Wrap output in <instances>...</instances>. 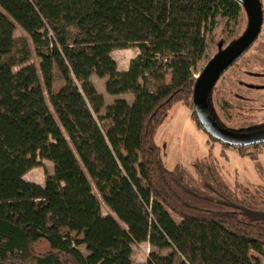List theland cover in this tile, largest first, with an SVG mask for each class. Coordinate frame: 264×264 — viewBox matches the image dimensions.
<instances>
[{
	"label": "trees",
	"instance_id": "trees-1",
	"mask_svg": "<svg viewBox=\"0 0 264 264\" xmlns=\"http://www.w3.org/2000/svg\"><path fill=\"white\" fill-rule=\"evenodd\" d=\"M241 8L237 0H0V264H133L143 243L151 247L144 264L260 263L251 252L264 256V201L235 193L213 163L195 165L196 177L169 170L155 141L174 105L194 110L207 33ZM128 49L138 54L120 72L112 53ZM93 75L133 103L115 100L101 115ZM260 147L238 150L258 161L241 150ZM43 160L54 164L44 188L24 180ZM95 190L116 218L103 216Z\"/></svg>",
	"mask_w": 264,
	"mask_h": 264
},
{
	"label": "rangeland",
	"instance_id": "rangeland-1",
	"mask_svg": "<svg viewBox=\"0 0 264 264\" xmlns=\"http://www.w3.org/2000/svg\"><path fill=\"white\" fill-rule=\"evenodd\" d=\"M261 2L264 11V0ZM250 25L251 15L243 5L236 21L228 22L224 18H219L213 33H207V51L205 58L198 66L196 77L200 76L211 60L229 50L241 39ZM15 35L27 36L20 27L17 28ZM137 54L136 49L116 50L112 53V58L118 66V64L129 62L128 60ZM39 61L34 56L33 62L39 63ZM106 81L107 79L100 80L93 75L95 88L98 92H103L106 97L105 108L101 115L105 114L106 109L114 103L115 99L120 98L111 97L106 93ZM61 85L62 81L56 74L55 90H58ZM121 98H126L129 104H132L134 100L130 95H124ZM221 100L229 104L231 109L229 113L224 112L220 104ZM210 105L214 121L226 130L247 133L264 127V23L257 42L221 77L215 86L211 93ZM193 112L194 110L183 104H176L162 120L155 141L161 149L166 167L176 172L184 169L196 177L195 165L213 163L221 179L235 193L242 198L254 196L257 200L264 201V147L258 150L253 148L241 150L246 154L252 153L258 156V161L241 156L238 147L224 148L221 142L214 141L203 128L198 126L192 116ZM4 118L5 114L0 109V122ZM41 162L42 167L30 171L26 177L34 183L45 185V171L51 175L54 174V164L47 160ZM94 194L101 202L102 213H105L107 205L97 190ZM171 216L177 224H181L182 220L179 217L173 213ZM114 218H116L115 215ZM48 250L47 243H41L38 246L40 253ZM79 250L86 254L85 246H80ZM133 251V264H142L147 261L151 247L146 243L135 245ZM163 255H167V252H163ZM251 256L257 257L260 260L259 264H264V256L255 252H251Z\"/></svg>",
	"mask_w": 264,
	"mask_h": 264
},
{
	"label": "water",
	"instance_id": "water-1",
	"mask_svg": "<svg viewBox=\"0 0 264 264\" xmlns=\"http://www.w3.org/2000/svg\"><path fill=\"white\" fill-rule=\"evenodd\" d=\"M251 15V25L247 33L229 50L211 60L197 78L194 89V111L201 127L222 143L233 147H247L264 143V129L239 134L220 127L208 112L210 91L217 85L221 77L232 68L255 44L263 26V10L261 0H237Z\"/></svg>",
	"mask_w": 264,
	"mask_h": 264
},
{
	"label": "crops",
	"instance_id": "crops-1",
	"mask_svg": "<svg viewBox=\"0 0 264 264\" xmlns=\"http://www.w3.org/2000/svg\"><path fill=\"white\" fill-rule=\"evenodd\" d=\"M125 51H127V50H125ZM136 56V55H135ZM134 56V57H135ZM124 58H125V55L123 56ZM133 57V58H134ZM133 58H131V59H129L128 61L129 62H124V63H122L121 65H119L118 64V68H119V71L120 72H126V71H128V69H129V67H130V62H131V60L133 59ZM100 79V78H99ZM106 79V78H105ZM91 80H92V82H93V76L91 77ZM100 80H102V79H100ZM105 84H106V82H105ZM103 95H104V99H105V102H106V97H105V94L103 93V92H101ZM109 95V94H108ZM109 96H111V95H109ZM121 96H124V95H121ZM121 96H116V97H120V98H118V99H124V100H126L127 101V99L126 98H121ZM112 97V96H111ZM118 99H115V100H118ZM115 100H114V102H115ZM106 107H107V105H106ZM109 107V106H108ZM35 170V169H34ZM27 176V175H26ZM24 177V180H26L27 182H29V183H34V182H32L31 180H29V179H27V177ZM34 184H37V185H39V186H41V187H43L44 188V186L45 185H42V184H39V183H34ZM106 209H107V211L105 212V213H102L103 214V216H111V217H114V214H113V212L108 208V207H106ZM143 244H145V243H143ZM146 244H148V243H146ZM148 246H149V244H148ZM150 250V249H149ZM86 254H87V252H86ZM85 254V255H86ZM144 263H146V262H144ZM144 263H142V264H144Z\"/></svg>",
	"mask_w": 264,
	"mask_h": 264
},
{
	"label": "flooded vegetation",
	"instance_id": "flooded-vegetation-1",
	"mask_svg": "<svg viewBox=\"0 0 264 264\" xmlns=\"http://www.w3.org/2000/svg\"><path fill=\"white\" fill-rule=\"evenodd\" d=\"M261 4H262V2H261ZM262 10H263V5H262ZM263 23H264V11H263ZM260 35H261V33H260ZM258 40V39H257ZM257 40H256V42H257ZM255 42V43H256ZM254 129V128H253ZM242 131H246V130H242ZM256 132V131H255Z\"/></svg>",
	"mask_w": 264,
	"mask_h": 264
}]
</instances>
